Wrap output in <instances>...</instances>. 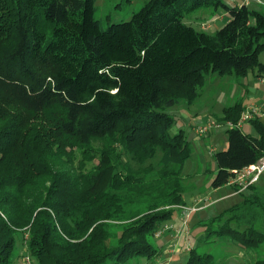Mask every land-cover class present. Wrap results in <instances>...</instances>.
Instances as JSON below:
<instances>
[{
  "label": "trees",
  "instance_id": "obj_1",
  "mask_svg": "<svg viewBox=\"0 0 264 264\" xmlns=\"http://www.w3.org/2000/svg\"><path fill=\"white\" fill-rule=\"evenodd\" d=\"M202 8L229 21L213 33L183 22ZM96 10V0H0V264H19L21 251L34 264L161 257L151 239L185 204L192 152L164 110L194 104L210 74H264V13L245 4L148 0L107 27ZM244 110L234 103L217 120L235 125ZM248 124L255 135L225 131L212 189L264 155V122ZM204 226V242L260 251L264 197ZM197 242L183 264H218Z\"/></svg>",
  "mask_w": 264,
  "mask_h": 264
},
{
  "label": "rangeland",
  "instance_id": "obj_2",
  "mask_svg": "<svg viewBox=\"0 0 264 264\" xmlns=\"http://www.w3.org/2000/svg\"><path fill=\"white\" fill-rule=\"evenodd\" d=\"M147 1L148 0H96L97 10L95 16L97 19L101 20L104 27H107L110 23L129 20L131 15L137 12ZM224 2L228 6H240L245 4L250 9H255L264 13V0H224ZM220 17L223 19L221 20ZM228 21L229 17L226 13L222 12L220 9L214 10L212 8L198 9L185 16L183 19L185 24L192 26L199 32L205 33H213ZM259 62L264 63V52L259 54ZM256 73L257 70L254 69L248 72L247 76L242 78L229 75L219 76L218 74H210L207 76L206 83L200 91V96L194 104L189 106L186 103H179L164 110L171 115L175 121L171 133L175 134L179 131H183L187 140L190 142L192 150L182 169V182L184 186L183 201L186 202V204L189 195L198 192L196 187L201 183L203 178L206 177L205 182H207L211 178L213 170L216 168L212 157L213 154H210L213 152L212 150H223V148H225L220 143V141H223L222 139L220 140L221 136L226 139L224 127L214 129L210 134H207L208 136L205 135L204 137H198L196 135V128L204 125L208 119L217 120L221 118L223 109L232 106L234 103L240 102L244 106H247V104L252 102V105H261L262 102H264V82H260L259 78L258 80L255 78ZM258 88L263 97H256L255 89ZM241 130L244 133L255 135L254 130H252L248 123H246ZM200 169L202 171H199ZM232 187L234 188V186ZM236 199L237 197L220 200L214 205L212 211L215 210V212H217L216 214L222 213L224 210L234 205L237 202ZM182 207L188 206L184 204ZM209 216H211V213H209ZM183 217L184 214H182L181 219H183ZM174 220H178L176 212L173 213L170 224H173ZM199 221L198 216H194L191 222L188 218L189 230L191 229V231H193V235L190 240L186 238L188 235H180L177 245L173 247L174 251L169 247V233L165 232L161 237H153L151 239V243L154 247L163 248L164 251L161 257L153 262L139 259L137 261L132 260L128 264H183L188 257V249L198 244L196 239L198 233L201 231L202 235L204 234L205 226H203V224L199 225ZM179 224L181 225V220ZM174 225L176 224L174 223ZM232 225L234 226V224ZM205 240V237L201 239L198 250L200 252L212 253L214 257L219 260L218 264H220V262L225 264H247V256L244 255L240 257V251L242 250L235 244L225 240L218 241L208 239L207 242H204ZM190 241H193L194 244L192 245ZM247 253H252V251H247ZM226 254H230V256H227L228 260L225 262L223 256ZM259 255L260 259H264V245ZM21 256L22 257L19 258V264H34L32 259H30L24 251H21ZM27 258L29 259L28 262L26 260Z\"/></svg>",
  "mask_w": 264,
  "mask_h": 264
},
{
  "label": "crops",
  "instance_id": "obj_3",
  "mask_svg": "<svg viewBox=\"0 0 264 264\" xmlns=\"http://www.w3.org/2000/svg\"><path fill=\"white\" fill-rule=\"evenodd\" d=\"M220 19H221V17H220ZM255 78L257 80L259 78L257 73L255 74ZM258 89H255L256 97H258V98L263 97V95L260 92V89L259 90ZM251 105H252V102L247 104V106H244V108H247V107H249ZM259 106H261L263 108V110H264V102H262V104L259 105ZM259 119L264 122V115L260 116ZM245 124L246 123H244V125ZM244 125H242L240 127V129H242V127ZM226 130H227V128H225L224 132ZM246 134H249V133H246ZM221 139L223 141H220V143L225 147L223 149H226V147H227V135H226V139L223 138V136H221L220 140ZM212 151L213 152L210 153V154H213L214 152L218 151V149H214ZM215 170H216V168L213 170L212 176L207 182H205L206 181V177L203 178L201 183L196 187L198 192L196 194L189 195V198L187 200V204H186V202H184L185 205L188 206V207L199 208V210H197V211H195V212L190 214V216H189L190 222H191V220H192V218L194 216H198V218L200 220L199 221V223H200L199 225L203 224V226H204V224L207 223L211 218H213V217L217 216L218 214H220V213L216 214L217 212H215V210L212 211L214 205L217 202H219L220 200H224L226 198L228 199V198L237 197V199H236L237 202L234 204V205H236V204H241L242 203L243 197H249V196H252V195H259L261 197H264V173L261 175L259 181L256 184L248 187L247 189H245V190H243L241 192H238L237 189L233 188L232 186H230L228 184L223 186V187H221V188H218V189H212L210 187L209 183H210V181L212 180V178L214 176ZM199 171H202V170L200 169ZM199 200H200V202H199ZM201 208H203V209H201ZM210 211H212V212H210ZM209 213H211V216H209ZM176 214H177L178 220L177 221L174 220L173 222L178 226L179 221L182 218V212L180 210H177ZM174 223H173V225H174ZM169 224H170V222H169ZM192 235H193V231H191V229L189 230V226H188V237H186V238H188L190 240ZM204 236H205V233L202 235V233L200 231L198 233V235L196 236V239L197 240H201L202 238H204ZM170 239H171V233H169L168 243L171 242ZM190 242H191L192 245L194 244L193 241H190ZM225 244H229V243H225ZM240 252H241L240 255H239L240 257L244 256V255L247 256V258H248L246 260L247 264H257V262H259V261H264V259H260V255H259L260 251H253L252 253H247V251H240ZM247 254H249V255H247ZM228 255L230 256V254H226L225 256H223L225 258V260H224L225 262L228 260V257H227ZM220 257H222V256H220ZM218 263H219V260H218ZM220 264H225V263L220 262ZM226 264H228V263H226ZM233 264H237V263H233Z\"/></svg>",
  "mask_w": 264,
  "mask_h": 264
},
{
  "label": "built area",
  "instance_id": "obj_4",
  "mask_svg": "<svg viewBox=\"0 0 264 264\" xmlns=\"http://www.w3.org/2000/svg\"><path fill=\"white\" fill-rule=\"evenodd\" d=\"M259 81L264 82V74L259 76ZM264 115V110L261 106L251 105L241 113L239 121L234 125L231 122H221L215 119H208L204 125L196 128L195 133L198 137H204L214 129L218 128H231L237 127L240 128L242 124L248 123L255 117H260ZM264 173V155L254 164H251L240 171H235L234 176L228 180V185L236 187L238 192H241L248 187L256 184L261 175ZM200 202V200H199ZM182 214H184L183 219H181V225L173 224H164L158 231L155 233V237H161L165 232L171 233V242L169 247L173 249L178 243L180 235H188V218L191 213L199 210L196 207H182L180 206ZM174 251V249H173ZM172 252V251H171ZM28 262V258L26 259Z\"/></svg>",
  "mask_w": 264,
  "mask_h": 264
}]
</instances>
